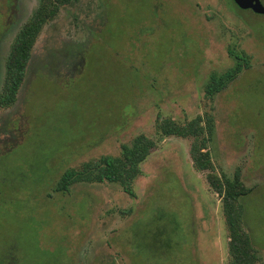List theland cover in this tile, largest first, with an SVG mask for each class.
I'll return each mask as SVG.
<instances>
[{
    "label": "rangeland",
    "instance_id": "rangeland-1",
    "mask_svg": "<svg viewBox=\"0 0 264 264\" xmlns=\"http://www.w3.org/2000/svg\"><path fill=\"white\" fill-rule=\"evenodd\" d=\"M37 0H0L5 57ZM248 66L212 98V71ZM208 115L215 171L240 175L243 223L264 264V15L232 0H74L32 48L15 102L0 109V264H226L220 197L190 158L191 138L158 118ZM155 146L131 197L113 183L55 190L64 170Z\"/></svg>",
    "mask_w": 264,
    "mask_h": 264
},
{
    "label": "trees",
    "instance_id": "trees-1",
    "mask_svg": "<svg viewBox=\"0 0 264 264\" xmlns=\"http://www.w3.org/2000/svg\"><path fill=\"white\" fill-rule=\"evenodd\" d=\"M74 0H37L30 16L17 30L5 57L4 76L0 89V109L11 106L24 80L32 48L43 27L54 20L60 10ZM233 2V1H232ZM235 63L232 67L217 73L210 72L204 86L205 96L212 98L235 80L241 70L248 66L245 53L229 51ZM157 130L162 135L190 137V158L192 165L206 172L210 188L221 200L222 213L227 227L226 264H261V257L243 223L242 198L251 189L235 172L229 176L217 173L209 151L213 123L210 116L196 115L185 123H178L169 117L158 118ZM155 143L145 134H137L128 144H122L118 155H101L82 162L76 168H67L56 183L55 190L64 191L76 183H113L133 197L134 180L141 174V163L148 157Z\"/></svg>",
    "mask_w": 264,
    "mask_h": 264
},
{
    "label": "water",
    "instance_id": "water-1",
    "mask_svg": "<svg viewBox=\"0 0 264 264\" xmlns=\"http://www.w3.org/2000/svg\"><path fill=\"white\" fill-rule=\"evenodd\" d=\"M234 3L242 8L247 9L250 8L252 11L256 13H264V5L260 0H233Z\"/></svg>",
    "mask_w": 264,
    "mask_h": 264
},
{
    "label": "flooded vegetation",
    "instance_id": "flooded-vegetation-1",
    "mask_svg": "<svg viewBox=\"0 0 264 264\" xmlns=\"http://www.w3.org/2000/svg\"><path fill=\"white\" fill-rule=\"evenodd\" d=\"M232 1H233V0H232ZM260 1H261V3L264 5V0H260ZM233 3H234V1H233ZM234 5H235L237 8H240V7H238L235 3H234ZM240 9H242V8H240ZM246 10L249 11V12H251V13H253V14H262V15H264V13H256V12L252 11L250 8H247Z\"/></svg>",
    "mask_w": 264,
    "mask_h": 264
}]
</instances>
